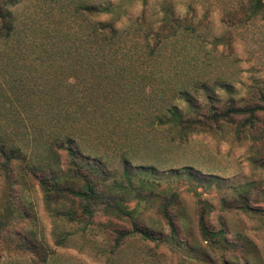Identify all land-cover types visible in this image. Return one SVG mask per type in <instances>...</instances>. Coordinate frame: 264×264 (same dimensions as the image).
<instances>
[{
    "label": "rangeland",
    "instance_id": "1",
    "mask_svg": "<svg viewBox=\"0 0 264 264\" xmlns=\"http://www.w3.org/2000/svg\"><path fill=\"white\" fill-rule=\"evenodd\" d=\"M80 1L107 6L100 18L112 19L117 27L129 29L128 40L133 36L151 44L161 40L159 60L163 65L157 72L155 88L162 86L170 94L174 84H186L201 103L206 102L205 94L195 90L196 79L206 81L219 98L234 97L241 104L264 94V17L252 14L253 0H63L59 5L46 6L39 0H22L14 7L20 18L19 31L11 39L0 38V135L22 144L30 158L50 159V154H41L40 133L50 132L47 118L58 109L60 98L72 90L67 89L66 78L71 83L76 80L61 55L41 52L50 48L51 30L59 10L68 11L67 4ZM74 24L73 16L59 23L64 31L73 30ZM47 29L48 34L44 33ZM184 61L196 64L194 70L176 73L174 67L180 69ZM150 89L146 87L147 91ZM174 102L186 106L184 98ZM260 116L264 119V113ZM145 129L144 142L137 138L130 149L124 147L126 154H122V148L115 151L107 141L104 146L108 153L102 155L108 165L121 172L122 156H126L133 167L155 166V177L141 172L136 177H150L159 189L180 194L188 228L187 231L184 227L180 236L191 243L198 242L206 250L211 256L207 264H264V166L252 162V140L236 137L234 126L195 133L186 141H173L167 128L154 125ZM90 138L91 144L96 145L97 139ZM255 156L264 159V154ZM58 157L64 163L65 154ZM184 166H190L199 177L214 174L218 179L209 184L186 174L169 175L170 168ZM9 179L0 167V264H180L184 260L186 264H202L183 259L185 251L178 247L139 236L128 238L115 248L113 228L131 229L129 219L111 218L114 225L104 230L97 222L89 226L68 222L47 210L36 179L29 177L26 185H12ZM247 184L253 210L224 209L222 198L232 202ZM200 200L212 205L206 217L210 228L223 229L231 241L241 242L239 237L244 235L253 242L250 258L244 257V249L223 250L205 242L199 224ZM136 203L132 199L129 205ZM6 204L19 205L26 216L11 217ZM100 220L108 222L104 217ZM138 220L162 234L170 232L168 222L156 207L141 204ZM34 236L46 248V258L16 246L18 239L34 242ZM59 240L65 241L61 244ZM221 255L226 263L221 261Z\"/></svg>",
    "mask_w": 264,
    "mask_h": 264
},
{
    "label": "trees",
    "instance_id": "2",
    "mask_svg": "<svg viewBox=\"0 0 264 264\" xmlns=\"http://www.w3.org/2000/svg\"><path fill=\"white\" fill-rule=\"evenodd\" d=\"M21 1L0 0V38L11 39L19 31L20 18L14 7ZM39 1L46 6L48 3L59 5L63 0ZM72 4H67L68 11L59 10L51 30L50 48L41 52L61 55L76 79L71 83L66 78L67 89L72 87V90L67 97L60 98L58 109L47 118L51 122L50 132L40 133L41 154H50V159L34 160L22 144L0 135V167L10 176L12 185H26L29 177L36 179L44 193L46 208L55 217L86 226L97 222L103 230L114 225L111 218L129 219L131 229L113 228L115 248L128 238L139 236L142 240L184 250L183 259L209 263L211 256L200 248L198 242L191 243L180 236L184 227L188 229L180 194L159 189L150 177H136L140 172L155 177L158 169L152 165L133 167L129 159L122 156L123 169L115 171L102 155L108 153L104 145L109 141L115 151L117 148L124 151V147L130 149L137 138L141 137L140 141L144 142L145 128L154 125L167 128L173 141H186L195 133L217 132L226 126H234L236 137L252 140V162L264 166V159L255 156L264 154V119L260 116L264 113V94L258 100L253 98L241 104L234 97L219 98L206 81L196 79L195 90L205 94L206 102L201 103L187 90L186 84H174L170 94L166 89L162 90V86L155 88L157 72L163 65L159 60L161 40L153 44L143 42L141 39L144 38L139 36L128 40L129 29L117 27L112 19L100 18L107 6L84 1ZM251 9L254 16L264 17V0H253ZM70 16L74 17L73 30L64 31L59 23ZM93 16L97 18L93 19ZM44 33L48 34L49 30ZM195 66L184 61L180 69H174L180 74L194 70ZM147 86L151 87L149 91ZM178 98H184L186 106L174 102ZM156 102L159 103L155 105ZM91 136L97 139L96 145L91 144ZM58 154H65L64 163ZM122 154H126L125 151ZM182 174L209 184L218 179L214 174L199 177L190 166L170 168L169 175ZM248 186L239 189L238 197L232 202L222 198L224 209L253 210ZM132 199L137 200L136 206L129 205ZM141 204L157 208L169 224V234L140 224ZM200 204L199 224L205 242L223 250L244 249V257L250 258L248 252L254 249L253 242L244 235L239 237L241 242L231 241L223 229L210 228L206 217L212 205L205 200H200ZM6 209L11 217L21 219L26 216L19 205L10 207L6 204ZM101 217L108 219L107 224L100 220ZM2 222L0 219V226ZM33 238L34 242L27 238L18 239L16 246L46 258V248L36 241L37 237ZM59 241L62 244L65 240ZM221 261L226 263L223 255ZM180 264H186L185 260Z\"/></svg>",
    "mask_w": 264,
    "mask_h": 264
}]
</instances>
